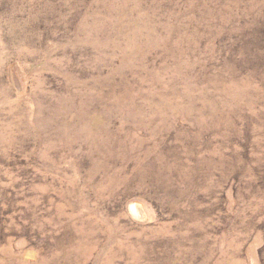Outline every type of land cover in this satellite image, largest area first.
<instances>
[{
    "label": "rangeland",
    "instance_id": "374dc122",
    "mask_svg": "<svg viewBox=\"0 0 264 264\" xmlns=\"http://www.w3.org/2000/svg\"><path fill=\"white\" fill-rule=\"evenodd\" d=\"M0 264H264V0H0Z\"/></svg>",
    "mask_w": 264,
    "mask_h": 264
},
{
    "label": "bare ground",
    "instance_id": "6f19581e",
    "mask_svg": "<svg viewBox=\"0 0 264 264\" xmlns=\"http://www.w3.org/2000/svg\"><path fill=\"white\" fill-rule=\"evenodd\" d=\"M131 210H132V212H134V213H138V211H137V209H136L135 206H133V207L131 208Z\"/></svg>",
    "mask_w": 264,
    "mask_h": 264
}]
</instances>
